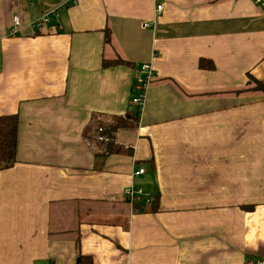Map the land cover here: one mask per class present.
I'll use <instances>...</instances> for the list:
<instances>
[{"label":"crops","instance_id":"0c3cea01","mask_svg":"<svg viewBox=\"0 0 264 264\" xmlns=\"http://www.w3.org/2000/svg\"><path fill=\"white\" fill-rule=\"evenodd\" d=\"M45 14L9 34L15 15ZM117 56L130 64L105 67ZM143 63L140 122L116 138L132 152L98 167L84 130L135 106ZM251 76L264 86L255 0H0V115L19 116L17 162L0 170V264L264 258V88ZM129 185L143 189L136 208Z\"/></svg>","mask_w":264,"mask_h":264},{"label":"trees","instance_id":"16d2710c","mask_svg":"<svg viewBox=\"0 0 264 264\" xmlns=\"http://www.w3.org/2000/svg\"><path fill=\"white\" fill-rule=\"evenodd\" d=\"M105 43H110L109 30H105ZM120 64L129 65L130 63L126 62L119 56L111 59H104L105 67L116 66ZM201 66L207 69H214L215 67L212 60L207 58H203L201 60ZM252 81H254L258 87L264 88V86L260 82H258L251 76V82ZM140 114V108H138V106H133V108L128 110L125 114L113 116L109 121L102 119L101 116L98 118L97 116H94V119L92 120L93 123L84 130V135L85 137L94 135V137L91 138V141L98 143L99 148L96 150L95 154V157L97 159L96 165L98 167H101L102 161L112 153H116L122 150L132 152V149L125 148L124 145L117 143V131L119 128L123 127H136L140 122ZM18 126L19 116L17 113L0 115V170L11 168L17 162ZM100 127L102 128L104 134L109 136V141L98 140L97 136ZM136 199L137 198L133 199V205H135V208L140 204ZM154 201H151L152 210L156 208V205H158ZM252 207L253 206L250 205L249 209ZM79 259L81 260L82 264H92V259L88 255H81Z\"/></svg>","mask_w":264,"mask_h":264},{"label":"built area","instance_id":"2783aa9c","mask_svg":"<svg viewBox=\"0 0 264 264\" xmlns=\"http://www.w3.org/2000/svg\"><path fill=\"white\" fill-rule=\"evenodd\" d=\"M69 1H71L74 4L79 2V0H69ZM255 2H256V4H258L264 8V0H255ZM67 3L68 2H65V4H67ZM163 10H164V3L160 2V1L157 2V5H156L157 15L162 14ZM50 21H51V19H50L49 15L45 14L42 17L31 21L27 25H24L22 22L21 16L15 15L13 18V23L9 29V34L10 35H17L19 32H21L25 28H31V29L41 28L44 25L50 23ZM152 24H155V21L145 20L143 22V26H146V27H149ZM153 76H154L153 66L150 63H143L141 68H140L139 74L137 76V80H136L137 92L134 94V96L132 98L133 104L135 106H138V108H140V111L143 108L146 93H147L148 88L151 85V82L153 80ZM97 138L100 141H109V136L104 134L101 127L98 130ZM144 172H145L144 168H138L134 171L133 175L134 176L140 175V174H143ZM125 192L129 197L136 198V197L143 194V189L142 188L134 189L133 186L129 185L126 188ZM247 264H264V258H257V259L249 258L247 260Z\"/></svg>","mask_w":264,"mask_h":264},{"label":"rangeland","instance_id":"374dc122","mask_svg":"<svg viewBox=\"0 0 264 264\" xmlns=\"http://www.w3.org/2000/svg\"><path fill=\"white\" fill-rule=\"evenodd\" d=\"M55 16V14L50 16V19L53 20V17ZM51 22V21H50ZM49 24V23H48ZM126 193V192H125ZM126 196L128 197V195L126 194Z\"/></svg>","mask_w":264,"mask_h":264}]
</instances>
